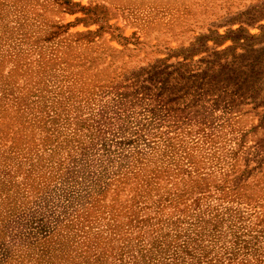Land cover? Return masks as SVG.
Returning <instances> with one entry per match:
<instances>
[{
  "label": "rangeland",
  "instance_id": "1",
  "mask_svg": "<svg viewBox=\"0 0 264 264\" xmlns=\"http://www.w3.org/2000/svg\"><path fill=\"white\" fill-rule=\"evenodd\" d=\"M26 251L264 264V0H0V262Z\"/></svg>",
  "mask_w": 264,
  "mask_h": 264
},
{
  "label": "trees",
  "instance_id": "2",
  "mask_svg": "<svg viewBox=\"0 0 264 264\" xmlns=\"http://www.w3.org/2000/svg\"><path fill=\"white\" fill-rule=\"evenodd\" d=\"M28 250H29V252L31 251V249L28 247ZM34 250H32V252H33ZM182 252H186V253H188V251H187V245L185 246V247H183L182 248ZM19 256H22V257H19ZM19 257V258H18ZM33 260V262H34V264H35V262L37 263V258H36V256H28V253H27V251L24 253V255H22V254H20V255H18L17 254V257H11L9 260H3L2 262H0V264H24L25 263V261H26V263L28 262V261H30V260ZM1 260V259H0ZM25 263V264H26ZM166 264V263H165Z\"/></svg>",
  "mask_w": 264,
  "mask_h": 264
},
{
  "label": "crops",
  "instance_id": "3",
  "mask_svg": "<svg viewBox=\"0 0 264 264\" xmlns=\"http://www.w3.org/2000/svg\"><path fill=\"white\" fill-rule=\"evenodd\" d=\"M19 257H22V256H19ZM19 257H18V258H19ZM25 263H26V261H25ZM25 263H24V264H25Z\"/></svg>",
  "mask_w": 264,
  "mask_h": 264
}]
</instances>
